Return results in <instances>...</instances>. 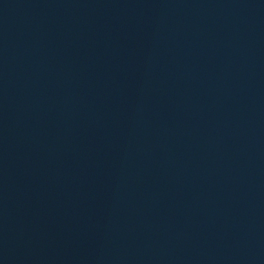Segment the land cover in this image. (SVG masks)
Wrapping results in <instances>:
<instances>
[{"label":"water","instance_id":"water-1","mask_svg":"<svg viewBox=\"0 0 264 264\" xmlns=\"http://www.w3.org/2000/svg\"><path fill=\"white\" fill-rule=\"evenodd\" d=\"M196 102L264 264V0H163Z\"/></svg>","mask_w":264,"mask_h":264}]
</instances>
